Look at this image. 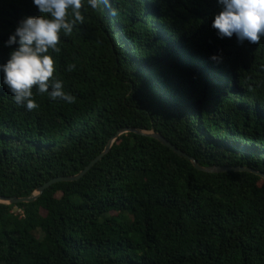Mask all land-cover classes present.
<instances>
[{"label":"trees","instance_id":"16d2710c","mask_svg":"<svg viewBox=\"0 0 264 264\" xmlns=\"http://www.w3.org/2000/svg\"><path fill=\"white\" fill-rule=\"evenodd\" d=\"M109 7L82 0L51 54L71 103L33 89L27 110L0 84V195L78 173L126 127L201 166L264 174V39L218 38L216 0ZM36 15L31 0H0V63L17 21ZM0 264H264V178L199 170L125 131L80 178L0 202Z\"/></svg>","mask_w":264,"mask_h":264},{"label":"clouds","instance_id":"9594fccd","mask_svg":"<svg viewBox=\"0 0 264 264\" xmlns=\"http://www.w3.org/2000/svg\"><path fill=\"white\" fill-rule=\"evenodd\" d=\"M39 15L19 19L5 41L16 45L4 63H0V84L6 87L16 104L27 110L37 107L33 89L51 100L67 103L73 97L62 90V82L53 76L52 53L58 51L60 34L71 33L81 23L82 0H31ZM218 11L211 28L218 38L235 37L238 43L257 44L264 39V0H216ZM109 7V0H87L88 8ZM109 12L115 11L109 7ZM217 61V56H211ZM68 70H71V66Z\"/></svg>","mask_w":264,"mask_h":264},{"label":"water","instance_id":"95a60500","mask_svg":"<svg viewBox=\"0 0 264 264\" xmlns=\"http://www.w3.org/2000/svg\"><path fill=\"white\" fill-rule=\"evenodd\" d=\"M125 131H133L135 133L145 134L147 136H151V137L158 139L162 144L170 147L171 149H173V151L177 152L179 155L184 156V157L188 158L189 160H191L194 167L199 169V170L208 171V172H215V171L218 172V171H225V170L248 169V170H251V171L257 173L258 175H260L261 177L264 178L263 173L252 170V169L247 168V167H241V166H237V167L201 166L196 162V160L194 158L190 157L189 155L182 152L180 149L176 148L174 145H172L170 142H168L164 137H162L159 133L154 132V131L147 132V131L138 130V129L132 128V127H126V128H123V129L117 131L116 134L111 138V140L108 141L104 150L99 155H97L95 158H93L78 173L73 174V175H68V176H54V177L48 179L47 181H45L44 183H42L41 185L37 186L35 189V192L31 196H5V195H0V202L7 203V204H15L18 202L33 201L44 190V188H46L47 186H49L50 184H52L54 182H57L60 180H74V179L80 178L90 168V166H92L93 163L96 162L100 158V156L109 149L112 139L115 138L118 134L125 132Z\"/></svg>","mask_w":264,"mask_h":264},{"label":"rangeland","instance_id":"374dc122","mask_svg":"<svg viewBox=\"0 0 264 264\" xmlns=\"http://www.w3.org/2000/svg\"><path fill=\"white\" fill-rule=\"evenodd\" d=\"M150 18V17H149Z\"/></svg>","mask_w":264,"mask_h":264}]
</instances>
